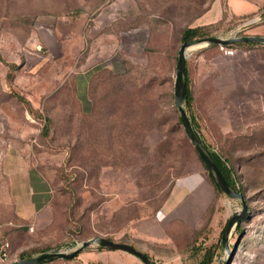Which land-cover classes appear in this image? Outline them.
Returning a JSON list of instances; mask_svg holds the SVG:
<instances>
[{"label":"rangeland","instance_id":"374dc122","mask_svg":"<svg viewBox=\"0 0 264 264\" xmlns=\"http://www.w3.org/2000/svg\"><path fill=\"white\" fill-rule=\"evenodd\" d=\"M203 26L211 38H264V0H0L9 264L95 238L155 264H201L207 253L211 264H264V44L195 45L186 59L183 108L229 161L246 202L223 243L242 204L215 191L175 105L181 33ZM10 160L50 186L32 223L4 203ZM104 251L77 257L106 261Z\"/></svg>","mask_w":264,"mask_h":264},{"label":"water","instance_id":"95a60500","mask_svg":"<svg viewBox=\"0 0 264 264\" xmlns=\"http://www.w3.org/2000/svg\"><path fill=\"white\" fill-rule=\"evenodd\" d=\"M234 43H257V44H264L263 37H256V36H245V37H237V38H207L204 40H199L196 43H184L180 47L178 52V59L176 65V75H175V82H174V94H175V105L179 112V116L181 119L182 126L192 143L193 147L195 148L197 154L202 159L203 163L205 164L206 168L208 169L209 173L213 177L216 185L222 191V193L230 199H238L242 204V214L233 216L229 222L227 223L223 235L222 241L225 243L226 238L232 227H234L237 222L246 216V202L243 194L234 192L225 182L223 177L221 176L220 172L218 171L217 167L215 166L213 160L207 153L202 141L195 133L194 129L192 128L189 118L186 114V111L183 108V103L185 101V62L187 59V55L189 53V49L192 46L200 45L201 47H208V46H221L226 47L232 45ZM97 246L103 250L107 251H120L126 253L135 259H137L141 264H152L151 261L141 252L137 251L133 247L109 241L103 238H95L91 240H87L82 242L80 245L76 247L75 250L71 252H56V253H41L36 256L22 259L19 261H15L11 264H44V263H51L55 261H69L76 258L80 253L89 249L92 246Z\"/></svg>","mask_w":264,"mask_h":264},{"label":"crops","instance_id":"0c3cea01","mask_svg":"<svg viewBox=\"0 0 264 264\" xmlns=\"http://www.w3.org/2000/svg\"><path fill=\"white\" fill-rule=\"evenodd\" d=\"M6 170L4 203L11 209L16 219L32 223L48 203L50 186L28 166L11 161L6 166ZM103 254L106 261H95L92 259L93 255H88L84 258L79 256L69 261L46 264H111L109 258L112 257L118 260V264H141L137 259L123 252L104 251Z\"/></svg>","mask_w":264,"mask_h":264},{"label":"trees","instance_id":"16d2710c","mask_svg":"<svg viewBox=\"0 0 264 264\" xmlns=\"http://www.w3.org/2000/svg\"><path fill=\"white\" fill-rule=\"evenodd\" d=\"M207 30H208V27H205V26L196 27V28H185L182 31V33H181V37H180L181 43L182 44H184V43H194V42L199 41V40H204V39H207V38H211V37H209V34H208ZM243 37H245V36H243ZM246 44L252 45V43H234L232 45H229V47H233V48L241 47V46L246 45ZM184 83H185V101L184 102H185V105L187 106V108L189 109L191 107V103H192V96H191V91L189 89V79H188L187 63L186 62H185ZM189 121H190V124H191L192 128L194 129L195 133L198 135V137L202 141L207 153L209 154V156L213 160V162H214L215 166L217 167L218 171L220 172L221 176L225 180L226 184L234 192L243 194L241 188L237 185V178H236L235 172L233 171V169L229 165V161L227 159H224L219 153H217V152L213 151L212 149H210L209 146L204 142V140L201 139V135L199 134V131L197 130L195 121H194L192 116H189ZM195 154L197 155L198 160L201 162L204 170L206 171L207 176L209 177L211 183L213 184L215 191L218 194H222V191L216 185L213 177L209 173L208 169L206 168L205 164L203 163L202 159L200 158V156L197 154L196 151H195ZM243 196H244V194H243ZM240 222H241V220H239L237 224H239ZM241 232L242 231L238 228L237 229V233L240 234ZM109 241H111V240H109ZM10 249H11V245H10ZM102 250L103 249L98 248V251H102ZM9 256H10V253H9ZM212 258H213L212 254L207 253L204 256L201 264H211ZM9 263H10V260H9ZM151 263L155 264L152 261H151ZM44 264H46V263H44Z\"/></svg>","mask_w":264,"mask_h":264},{"label":"built area","instance_id":"2783aa9c","mask_svg":"<svg viewBox=\"0 0 264 264\" xmlns=\"http://www.w3.org/2000/svg\"><path fill=\"white\" fill-rule=\"evenodd\" d=\"M229 55L232 54L231 51L227 52ZM9 253H10V243L4 238L0 231V264L9 263Z\"/></svg>","mask_w":264,"mask_h":264},{"label":"bare ground","instance_id":"6f19581e","mask_svg":"<svg viewBox=\"0 0 264 264\" xmlns=\"http://www.w3.org/2000/svg\"><path fill=\"white\" fill-rule=\"evenodd\" d=\"M193 47H197V46H192V47L189 49V51H190L191 49H193Z\"/></svg>","mask_w":264,"mask_h":264}]
</instances>
